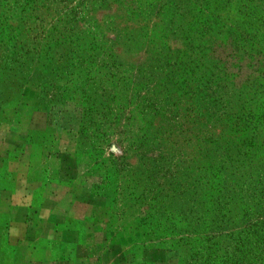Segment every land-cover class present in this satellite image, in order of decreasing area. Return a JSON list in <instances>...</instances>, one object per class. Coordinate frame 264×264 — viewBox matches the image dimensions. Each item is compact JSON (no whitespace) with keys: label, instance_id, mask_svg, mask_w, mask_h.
Listing matches in <instances>:
<instances>
[{"label":"rangeland","instance_id":"1","mask_svg":"<svg viewBox=\"0 0 264 264\" xmlns=\"http://www.w3.org/2000/svg\"><path fill=\"white\" fill-rule=\"evenodd\" d=\"M170 3L0 0V115L75 154L120 264H264L263 41Z\"/></svg>","mask_w":264,"mask_h":264},{"label":"crops","instance_id":"2","mask_svg":"<svg viewBox=\"0 0 264 264\" xmlns=\"http://www.w3.org/2000/svg\"><path fill=\"white\" fill-rule=\"evenodd\" d=\"M25 123L21 113L0 115V264H120L91 175Z\"/></svg>","mask_w":264,"mask_h":264},{"label":"trees","instance_id":"3","mask_svg":"<svg viewBox=\"0 0 264 264\" xmlns=\"http://www.w3.org/2000/svg\"><path fill=\"white\" fill-rule=\"evenodd\" d=\"M166 11L177 18L172 24L182 29V35L189 37L191 42L199 35L204 39L228 29L232 33L240 30V35L253 34L258 43L263 41L264 44V13L258 10L255 0H186L184 5L173 0ZM167 32L175 34L171 27ZM194 50L200 55L202 49L194 47Z\"/></svg>","mask_w":264,"mask_h":264}]
</instances>
